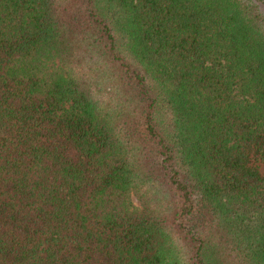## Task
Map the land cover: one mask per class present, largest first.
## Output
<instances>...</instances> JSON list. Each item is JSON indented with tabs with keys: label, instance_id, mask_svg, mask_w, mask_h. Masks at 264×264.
<instances>
[{
	"label": "trees",
	"instance_id": "trees-1",
	"mask_svg": "<svg viewBox=\"0 0 264 264\" xmlns=\"http://www.w3.org/2000/svg\"><path fill=\"white\" fill-rule=\"evenodd\" d=\"M0 264H264V0H0Z\"/></svg>",
	"mask_w": 264,
	"mask_h": 264
}]
</instances>
